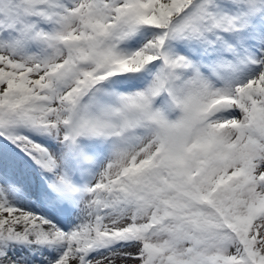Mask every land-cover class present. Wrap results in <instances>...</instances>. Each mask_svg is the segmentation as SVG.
Here are the masks:
<instances>
[{"label":"snow or ice","instance_id":"obj_1","mask_svg":"<svg viewBox=\"0 0 264 264\" xmlns=\"http://www.w3.org/2000/svg\"><path fill=\"white\" fill-rule=\"evenodd\" d=\"M0 264H264V0H0Z\"/></svg>","mask_w":264,"mask_h":264}]
</instances>
